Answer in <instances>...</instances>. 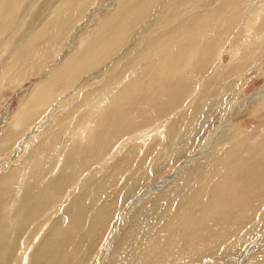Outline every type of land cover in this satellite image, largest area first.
I'll use <instances>...</instances> for the list:
<instances>
[{"label": "rangeland", "instance_id": "1", "mask_svg": "<svg viewBox=\"0 0 264 264\" xmlns=\"http://www.w3.org/2000/svg\"><path fill=\"white\" fill-rule=\"evenodd\" d=\"M13 1H6L7 10L14 3ZM32 1H35V3ZM37 1L21 0L19 4L20 9L18 8L13 16L12 13L9 15V17L12 16V19H9L10 21L7 20V29L5 28L2 31L3 33L0 31V192L4 189L1 188L3 180L11 181L10 187L13 189V193H9L4 197L0 196V218H2L0 221L12 222L13 224L14 219L22 214V208L30 200L31 195L40 194L45 186L53 182L51 181L52 179H58L63 174L66 166H71V160H77L71 166L72 169L74 168L73 174L75 175L69 180V187L67 185V189H63L62 192L58 193L42 209L43 213L41 216L39 214L37 220H35L37 222L33 221V218H27L25 226L20 231V235L16 237V240H20L21 242L14 244V246L11 245L13 249L11 247L7 249L11 251L10 256L13 257L10 258L15 260L13 262L17 261L18 264L22 263L25 250L32 242L34 244L37 240L36 238L38 237L35 238V235L39 232L44 220L48 216H53L59 209V206H57L58 208L56 207L57 209H51V207L59 202L62 195V203H64V206L60 208L54 220L49 222L48 227L46 229L44 228L47 232H49L48 228L54 224L56 225L59 220L60 222L65 221L64 223H67L68 217L65 216H70L67 212L69 209H72L71 207L75 201L83 198L86 191L94 187L99 191L101 188L97 186L102 185L101 191L93 198L96 197V201L98 200L96 205L107 206L105 209L107 218L104 216L101 217L99 212L98 216L100 217L95 215L93 218L90 217V224L93 225L91 227L89 224L88 229L90 235L88 241L82 247L80 246L78 248L80 255L78 261L80 264H142L140 261H135L131 257L133 256L130 251L132 249L133 232L138 228L142 231V238L146 235V237H149L151 234L157 233L156 231L160 230L164 224L165 215L169 213L168 209L170 206L168 204L173 199L177 200L174 198L177 196L176 192L174 194V191H180L182 193L181 196L186 195L188 188H183L184 182L186 178L189 179L193 175H196L199 167L200 169L205 168L204 171L206 172H213V167L221 165L222 163L225 164L227 160L230 161L233 159H229V156L238 153L237 158L239 157L241 164L240 162L238 164L231 162V165H233L230 173L231 179L240 180L242 178L245 179L244 177L246 176L245 180H250L257 175L264 176L262 175L264 174V157L256 155L259 149L261 154L264 153L262 151L264 150V54H261L264 53V49L258 52L259 55L261 54V58H259L258 53L256 54L257 57L254 54L247 61V64L242 66L245 72H242L241 75L237 74L240 77L237 75L230 77L229 75L234 63H231L233 51H230V47L228 46L225 53L223 52L222 60L219 62L220 64L216 66L218 69H208V71V64L205 63V68H201V71H198L199 73L196 75L193 74L195 78H189L186 86H184L178 96L169 95L167 97L162 96V98H157L152 97L151 90H144L139 97L143 98V100L148 98L150 100L149 103L137 102L133 99L125 102L124 107L121 109V112L126 115L127 120H129V123L133 127L131 126L124 133L125 135H122V138L118 137V139L115 136V139H111L112 141L99 149L98 147L97 149L92 147L84 150V146L79 144L78 138L72 140L70 135L72 127L70 130H67L68 133H65V125L59 123L63 116L66 118L65 115L71 112L69 118H66L68 120L67 122L69 123V120L72 119L75 122V127L78 126L77 128H80L86 118L87 111H85L84 107L88 101L92 100L94 96H100L101 91L110 84L112 78L119 79L125 74L124 80H127L128 76L132 74L131 71H135L140 67L138 65L139 61L148 53L147 50L149 48L146 44H149L151 41H156L159 37L161 39H168V37L172 36L175 33V28L179 27L180 21L188 17L186 16L187 13L189 14L188 18H190L198 14L200 9H203V4L199 1L192 3L190 0H175V2L166 6L167 9L163 15H167L165 17L161 15L158 20L159 22L156 21L155 24L152 23L148 26L143 44L139 46L140 48L137 47L135 50L127 53H125L126 50H123L108 61V63L114 62V66L110 69V72L106 74L101 72L105 65L99 66L91 72V77H87L86 75V78H84L83 75L80 79L82 81L79 80V82L67 89H65V79L67 78L57 81V86L53 89L58 94L56 92V95L51 97L52 99H48L50 93L44 97L48 101L41 106V110L37 113L35 112V116L26 121L25 128L22 127L16 130L14 121L18 115L25 116L32 108L29 106V103L37 92L43 89V87H40L43 82L55 71L58 73L66 69L65 64L75 58V51L80 50L81 38H87V35L89 36L88 32L96 29V26L99 25L103 18H107L108 16L111 19L114 12H117V6L120 2V0L117 3L116 0ZM112 3L117 4L114 6L116 8L110 6ZM206 5L208 3L204 6ZM58 9L60 11H57ZM110 13L111 15H109ZM54 14L56 18L53 17ZM58 16L59 18H57ZM87 18H89L88 21ZM1 19L0 22H2ZM168 19L171 21H168ZM107 22L109 24L111 21L107 20ZM170 22H174V25H171ZM63 23L67 25L65 26ZM2 24L3 22L0 24V28ZM67 26L68 29H65ZM74 27H78L76 29L80 28L78 35L75 37V41L72 38ZM55 28H57L56 31ZM157 28H162V30L158 31L156 33L157 35L155 34L150 37L152 32L156 31ZM169 28L171 29V33H169ZM70 29L71 35H68ZM173 31L174 33H172ZM93 38L95 37L92 36L91 40ZM72 41L75 44H72ZM68 49L71 50L69 51ZM132 61L135 62L133 63ZM247 66L248 69H251L248 70ZM186 78L177 76L173 81L184 80ZM63 82L64 84H62ZM63 91L65 94H62ZM145 91L148 95L145 94ZM154 103L157 104L155 105ZM105 118L106 116L103 119ZM131 119H133L132 122ZM114 120L115 117H110L109 121L114 122ZM162 123L164 125L159 128L160 133L158 132L157 137H152L156 139L148 143L149 145L146 148H142L138 142L136 144L129 142V145L127 144L121 153L116 154L111 161L107 162L108 164L105 168H98L94 171L98 164L102 165L101 163H104V161L111 157L108 155L115 151L114 147H117L121 141L131 139L134 135L140 133L141 130L142 133L151 131L155 127L158 130V127ZM28 130L31 132L29 133ZM29 141L32 143L28 144L29 146L27 148L24 145L22 150L20 144ZM63 149L66 150L64 151ZM68 152L69 155L71 152L72 158L68 155ZM60 155L63 157V161L61 164H58L59 166L56 165L57 168L53 172L55 163ZM81 157L83 158L81 159ZM79 159H81V162ZM243 159L245 160L243 161ZM186 160L191 161V163L185 165L179 173H176L178 167ZM242 162L245 163L242 165ZM239 165L243 167L241 168ZM221 166L223 167V165ZM77 167H79V170L76 169ZM71 168H69V171H71ZM21 172L22 174H20ZM215 174L212 176L215 179L222 177L218 173V175ZM44 175H46V178ZM18 177L25 179L21 186H18L20 181ZM47 181L50 182L48 183ZM80 181H82V184L79 190L73 197H68V200H65L66 195L72 194L74 186L79 184ZM39 182L42 184H39ZM4 185L8 187L7 181ZM42 185H44L43 188ZM152 187L155 188L153 189ZM144 192L146 195L142 200L130 212H127L130 210L131 204ZM249 193V196L244 201L236 202L229 210H222L218 214L212 215L204 220V222L189 228L179 235L174 242L172 251L175 255L171 263L264 264V181L249 187ZM200 200H197L199 203L197 201L195 203V206H199L198 208L196 207L199 212L204 202L203 199ZM14 201H17L16 205ZM177 203L179 204L178 201ZM177 203L176 201L174 202V207L178 205ZM3 206L11 208L2 210ZM195 206L193 207L195 208ZM196 209H193L192 213H198ZM122 212L128 214L123 218V225L118 232ZM150 221L151 223H148ZM138 238L139 235L135 239L138 240ZM42 241L37 245L36 250L39 249ZM196 244L198 247L201 245L202 250L198 254L192 255L191 250L197 247ZM3 249L4 246H2V251ZM70 249H74V247H70ZM3 252H6V249ZM138 253L139 250H137ZM5 263L7 264L6 261Z\"/></svg>", "mask_w": 264, "mask_h": 264}, {"label": "bare ground", "instance_id": "2", "mask_svg": "<svg viewBox=\"0 0 264 264\" xmlns=\"http://www.w3.org/2000/svg\"><path fill=\"white\" fill-rule=\"evenodd\" d=\"M6 1L0 0V14H1L0 18H2L1 21L3 22L2 27L0 28L1 33H3L2 31L6 28V25H8L6 23L7 20L12 19L13 14L19 8V6H20L19 4L21 2V0H14L13 1L14 3L8 9L9 10V13H8V10L6 9L7 5L5 4ZM118 1L119 0H116V3ZM194 1H199V2H201V4H203V9L202 10L198 9L199 10L198 14L193 15L190 18H188L189 14L186 12L188 14V15L186 14V16H188V17L187 18L185 17L184 20L180 21L179 27H176L177 29L175 27H173V28H175V33L173 31L172 33H174V34L173 35L170 34L172 36H170V37L167 36L168 39H164V38L161 39L159 37L156 41H153V42L151 41L150 43L148 41L149 44H146V45H148L147 47L149 48L147 50L148 53H146L143 57L141 56L142 59L139 61V64H138V65H140V67L139 68L135 67V68H137V70L131 71L132 74L128 76L127 80H124L125 74H123L124 76L122 78H119V79L112 78L111 79L112 81L110 82V84L107 87H105V89L103 91H101V95L104 94V96H102V97H101V95L100 96H94L92 98V100L88 101V103L84 107L85 111H87L86 116H85L86 118H85V121H83V125L80 128H77L78 126L75 127V122H73L72 119L69 120V123L67 122L68 121L67 119L69 118L71 112H69L67 115H65V117L67 119L64 118V116L62 117V119L59 123L60 124L62 123L65 125V133H68L67 130H70L72 127V131L70 133L72 140L78 138V141L80 142L79 144L80 145L82 144L84 146V150H87V149L92 148V147H95L96 149L98 147V149H99L103 145H105V144L107 145L110 141H112L116 137L122 138L123 137L122 135H125L124 133H126V131L131 126L133 127V125H131V123H129V120H127L128 118H126V115L123 112H121V109L124 107L125 102L133 100V99L136 100L137 102L142 101V103L143 102L149 103L150 100L148 98L143 100V98L139 97V95H141L144 92V90H146V91L151 90L152 94L151 93L150 94L152 95V97H157V98H159V97L162 98V96L167 97L169 95L170 96H172V95L178 96L179 93L181 92V90L184 88V86H186V82H188L189 78H191V79L195 78L193 76V74L196 75L197 73H199L198 71H201V68L202 69L205 68L204 67L205 63L208 64L207 70L208 69L213 70V69L217 68L216 66H217V64H220L219 62H221V60H222L221 57L223 55V52L225 53V50L227 49L228 46L230 47V51H233V56L231 55L232 56V62L231 63H234V65H233L234 67L232 66L233 69L231 68L232 70L229 73L230 77L236 76L237 74L241 75L242 72H245L243 70L242 66L247 64V61L250 60V57L252 55L254 56V54L256 55L258 52L263 51V49H264V37H262V36H264V35H262V33H264V32H262V31L264 30V0H190V2H192V3ZM173 2H175V0H120L119 4L117 6V12H114V9H113L114 15H112L111 19L108 18V16H107V18H103V20H101L100 23L98 22L99 25L96 26L97 27L96 29L92 30L91 32H88L89 36L87 35V38H85V37H82L83 39L81 38L82 43L80 44L81 45L80 50L78 49L77 51H75L73 49L75 51V53H74L75 58L72 61H70L69 63L65 64L66 69L63 68L64 71H60L58 73H56V71H55L40 86L41 88L43 87V89H41L40 91L36 89L39 92H37V94L34 96V98H32L31 102L29 103V106L32 108L27 112V114H25V116H19V115L17 116L16 120L14 121L15 129L17 130V129H20L22 127L25 128L24 126L26 125L25 124L26 121H28L29 119H32V117H34L35 114L41 110V106H43L48 101L47 99H44V97L49 95V93H50V96L48 97V99H50L51 97L56 95L57 91H54L53 88L57 86V81L64 79V78H67V79H65L66 80L65 89H67L70 86L74 85L75 83L79 82V80L83 77V75H84V78H86L85 77L86 75H87V77H91V72H93V70L97 69L99 66H102V65H105V66L101 70V72L106 74V73L110 72V69L114 66V62L108 63V61L111 58H113L115 55H118V53H121V51H123V50H126L125 53H127V52H130L132 50H135L137 47L140 48L139 46H141L143 44V39L147 33L148 26L152 23L155 24L156 21L159 20V17L161 15L164 16L163 14H164L165 10L167 9L166 6L170 5ZM33 3H35V1ZM92 3H93V1H92ZM116 3L115 4L112 3L110 6L114 7L115 5H117ZM206 3H208V5L204 6ZM209 3H210V5H209ZM22 6H23V4H22ZM183 6H184V4H183ZM108 7H107V9H108ZM181 7H182V4H181ZM114 8H116V7H114ZM174 9H176V8H174ZM10 10H12V12H10ZM57 11H60V9H58ZM57 11H56V13H57ZM53 12L55 13V11H53ZM113 12H112V14H113ZM10 13H12L11 17H9ZM80 14H81V12H80ZM58 15H60V14H58ZM75 15H76V13H75ZM109 15H111V13ZM262 16H263V18H262ZM53 17H55V14L53 15ZM170 17H171V14H170ZM57 18H59V16ZM170 19H168V21ZM88 20H89V18H87V21ZM107 20H109L111 22H109V24H107L108 23ZM2 22H0V24ZM170 23H171V25H174L173 24L174 22L173 23L170 22ZM176 24H177V22H176ZM177 26H178V24H177ZM253 26H255V27H253ZM74 28L75 29L73 30L74 33H73L72 38L75 41V37H76V35H78L80 28L79 29H76L78 27H74ZM151 28H150V30H151ZM56 29L57 28H55V31H56ZM65 29H68V26L65 27ZM161 30H162V28L161 29L157 28L156 31L152 32L150 37H152L158 31H161ZM70 32H71V29H70L68 35L70 34ZM64 33H65V31H64ZM169 33H171V29H170ZM158 35H160V34H158ZM162 35H164V34H162ZM92 36L95 37V38H93V40H91ZM155 38H157V36H155ZM256 39H257V41H255ZM147 40H148V38H147ZM69 43H71V42H69ZM73 43L74 42L72 41V44ZM27 45H28V43H27ZM69 54H70V52H69ZM261 54L263 55L264 53H261ZM258 55H259V53H258ZM260 55H259V58L262 57ZM134 57H137V56H134ZM256 57H257V55H256ZM139 58H136V59H139ZM63 63H65V62H63ZM235 64H237V66H235ZM219 66H221V65H219ZM12 68H13V66H12ZM131 68H132V66H131ZM247 69H248V66H247ZM249 69H251V68H249ZM211 72L215 73L214 71H211ZM177 76L187 77L186 78L187 80L184 79V80H179V81L178 80L173 81V79L176 78ZM238 77H240V76H238ZM80 81H82V80H80ZM197 83H198V81H197ZM62 84H64V82ZM62 88H64V87H62ZM50 89H52L51 92H50ZM65 89H64V91L67 92ZM64 91L62 92V94L64 93ZM146 91H145V94L148 95L146 93ZM76 92H79V91H76ZM57 94H58V92H57ZM76 94H78V93H76ZM69 95H71V94H69ZM151 95H150V97H151ZM64 96H66V95H64ZM161 98H160V101H161ZM56 99H57V97H56ZM69 100H71V99H69ZM54 102H55V100H54ZM151 102H152V100H151ZM161 105H159V106H161ZM152 106H153V104H152ZM146 109H148V108L146 107ZM177 110H178V108H177ZM169 112H171V111H169ZM41 113H43V112H41ZM74 113H75V111H74ZM41 116H42V114H41ZM105 116H106V118L103 119ZM110 117L111 118L115 117L114 122L109 121ZM128 117H130V116L128 115ZM132 120L133 119H131V122H132ZM169 120H171V119H169ZM39 122H41V121H39ZM129 124H130V126H129ZM163 125H164V123H162L160 125V127H158V130H157V127H155V129L152 128L151 131L143 132V133L141 130L140 133L134 135L133 137L131 136L132 137L131 139H125V140L121 141V143H119L118 146L115 144L117 146V147H114L115 151H113L112 153H110L108 155L111 157H109L106 161H104V163H101L102 165L98 164L95 167L94 171L98 168H105V166L108 164L107 162L111 161L116 154L121 153L126 148L125 146L127 144L129 145V142H133L135 144L138 142V144L139 143L141 144L142 148L143 147L146 148V146L149 145L148 143H150L152 140L154 141L156 139V138H152V137L153 136L157 137L156 135L159 132V128H161ZM11 127H12V125H11ZM154 130H157V131H154ZM28 131H29V133L31 132L30 130H28ZM124 138H127V137H124ZM25 139L27 140V138H25ZM30 143H32V142L29 141L27 143L20 144L21 149L23 150L24 145H26V148H27L29 146L28 144H30ZM31 145L33 146V144H31ZM48 146H49V144H48ZM59 146H60V144H59ZM57 147H58V145H57ZM57 147H55V148H57ZM249 148H251V147H249ZM7 150H9V149H7ZM259 150H258V152H256V155L264 157V153L261 154V152H259ZM50 151H51V149H50ZM204 151H205V149H204ZM262 151H264V150H262ZM244 152H246V151H244ZM9 153H11V152L9 151ZM237 154L238 153H236V155L229 156L228 157L229 159H231V158H233V159L230 161L227 160L225 162V164L222 163L221 165H223V167L221 165H217L216 167H213V172H210V173L206 172V171H204L205 168L200 169V167H199V169L196 171V175H193L189 179L186 178V181L184 182L183 188L184 187L188 188L187 189L188 193L186 195L181 196L182 193L180 191H174V194L176 192V195H177L174 198H176L177 200L173 199L168 204L170 206V208L168 209L169 213L167 215H165L166 218L164 220V224H163V226H161L162 228L160 227L161 228L160 230L156 231L157 233L151 234L149 237H146L147 236L146 235L144 238H142V231H140L138 228L135 229V231L132 234V237H133L132 242H131V248L132 249L130 250L133 254V256H131L133 260L140 261L142 264H172L171 263L172 258L175 255L172 250H173L174 242L179 235H181L183 232H185L189 228H192V227L204 222V220L208 219L212 215H214V214L216 215L219 212H221L222 210H229V208L233 207V205L236 202L244 201L250 194L249 193V187H251L253 184H257V183L260 184V182L264 181V176H259V175H257L254 178H251L250 180H245L246 176L244 177L245 179H243V178L240 180L231 179L230 173H231L232 168H233V165H231V162L234 164H236V163L238 164L240 162L239 157L237 158V156H238ZM5 155H7V154H5ZM68 155H69V152H68ZM39 156H37V157L40 158ZM69 156H71V152H70ZM22 157H24V156H22ZM73 157H75V156H73ZM62 158L63 157L60 155L57 162L55 163V167L53 169V172L57 168L56 165L61 164V162L63 161ZM71 158H72V156H71ZM82 158L83 157H81V159ZM35 159H36V157H35ZM81 159H79V161ZM76 160L77 159L71 160L72 161L71 163L74 165ZM244 160L245 159H243V161ZM23 163H25V162H23ZM189 163H191V161H189V160L182 162V164L178 167L176 173H179V171L182 170L183 167L185 165H188ZM243 163H245V162H242V165H243ZM47 164H48V162H47ZM72 164H71V166H72ZM240 164H241V162H240ZM71 166L70 167L66 166L64 168L65 170L63 169L64 170L63 174L61 176H59L58 179L57 178L55 180L52 179L51 181H53V182H51V183H49L50 181L49 182L47 181L49 183V185L45 186V188L42 190V192L40 194H34L33 196L31 195L30 200L27 199L29 201H27V203L24 204V207L22 208V211H21L22 214L19 217L14 219L13 224H12V222L9 223L7 221H2V220L0 221V264H6L5 261L7 262V264H18L17 261L13 262L14 259L12 260V258H10L13 256H10L11 251L7 250V249H10V247H11V249H13V247L11 245L14 246V244L21 242L20 240L19 241L16 240V237L20 235V231L25 226L26 219L30 217V218H33V221L37 220L38 215L40 214V216H41V214L43 213L42 209L45 208V206L48 205L51 202V200H53L57 196L58 193L62 192L63 189H67L69 187V180L72 179V176L75 175V174H73L74 168L72 169ZM203 167H205V166H203ZM244 167L246 168L245 165H244ZM69 168H71V171H69ZM76 169L79 170V167H77ZM76 169H75V171H76ZM246 170H247V168H246ZM246 170H245V172L248 173V171H246ZM25 171L27 172V170H25ZM214 173H216V174L218 173L222 177L215 179L212 177L214 175ZM13 174H14V172H13ZM20 174H22V172ZM262 175H264V174H262ZM14 176H16V175H14ZM44 176L46 178V175H44ZM35 177H38V176H35ZM7 178H8V176H7ZM18 178H20V177H18ZM6 181L8 183V187L4 185ZM6 181L3 180L2 184H1V188H4L0 192V196H2V197L7 196L9 193H13L12 192L13 189L10 187L11 181H9V180H6ZM24 181H25L24 178L23 179L20 178L19 185L18 184L17 185L21 186ZM15 183H17V182H15ZM40 183L41 182H39V184ZM81 184H82V181H80L79 184H76L74 186L72 194L66 195L67 197H65V200H68V197H70V198L73 197V195L79 190V187ZM67 185H68V187H67ZM43 186L44 185H42V188H43ZM72 186H73V184H72ZM101 186L102 185H98L97 187L102 189ZM32 188H34V187H32ZM90 188H92V187H90ZM95 188L96 187H94L90 190H87L86 194L84 195L83 198L75 201L74 205L71 207L72 209L71 210L69 209L67 212V214H70V216H67V215L65 216V217H68L67 223H64L65 221L60 222V220H59V221H57L58 223H56V225L54 224L53 226H50V228H48L49 232H47V230H44V228L46 229L48 227L49 222L54 220V218L56 217V214L59 213L60 208L62 206H64V203H62V199H63L62 196L63 195L61 196L59 202L57 204H54L53 207H51V209H53V208L57 209L58 208L57 206H59V209L57 210L56 213H54L53 216H48V218H46L44 220V223L42 224L40 230L38 228L39 232L37 230L38 233H36V235H35V238L36 237H38V238H36L37 240L34 242V244L32 242V244L29 245L28 248L25 250L24 257L22 258L23 260L21 259L22 263H20V264H75V262L78 261L79 256H80L78 248L80 246L82 247V245L86 244V242L88 241V237L90 235L88 228H89V224L91 223L90 222L91 218H93L94 215L98 216V212L101 215V217L102 216L106 217V214H105L106 210L105 209L107 208V206L106 205L100 206L99 204H98L99 206L96 205L98 203L97 202L98 200L96 201V197L93 198L99 191H101V189L98 191ZM105 193H106V195H108L107 192H105ZM168 194H171V193H168ZM145 195H146V193L144 192L138 199H136L131 204L130 210H128L127 212H130L131 209L135 205H137ZM106 197H108V196H106ZM172 198H173V196H172ZM10 199H12V198H10ZM200 199H203L204 202H203L202 208L199 209V210H201L199 212L196 209L197 206H195V203L197 200L201 201ZM205 199H206V201H205ZM175 201H176V203H177V201L179 202V204L177 203L178 205L176 207H174ZM16 202H15V205H16ZM63 202H64V200H63ZM92 205H93V207H91ZM193 206H195V208ZM167 207H166V209H167ZM9 208H11V207L3 206L2 210H7ZM166 209H165V211H166ZM193 209L194 210L196 209L198 211V213H196V214L192 213ZM127 214L128 213L122 212L121 217H120V224L118 226V232H119V229H121V226L123 225L122 224L123 218ZM46 215H48V214H46ZM98 217H100V216H98ZM0 219H2V218H0ZM12 220H13V218H12ZM98 220H99V218H98ZM151 221H153V220H151ZM151 221L148 223H151ZM35 222H37V221H35ZM154 222L157 223L156 221H154ZM91 225H93V224H90V226ZM145 227L147 228V226H145ZM85 230H86V232H85ZM138 235H139V238H138V240H136L135 238H137ZM43 237H44V240L42 241ZM40 241H42V242L39 246V249L36 250V247L40 243ZM2 246H4L3 251L6 249V252L2 251ZM70 247H74V249H70ZM60 249H62V250L60 251ZM137 250H139L138 254H137ZM200 250H202L201 245L199 247L197 245V247H194L191 250V252H192L191 254L192 255L198 254ZM78 262H77V264H80V262L79 263Z\"/></svg>", "mask_w": 264, "mask_h": 264}]
</instances>
